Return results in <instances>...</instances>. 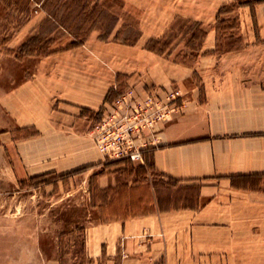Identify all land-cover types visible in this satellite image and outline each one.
<instances>
[{"label":"crops","instance_id":"crops-1","mask_svg":"<svg viewBox=\"0 0 264 264\" xmlns=\"http://www.w3.org/2000/svg\"><path fill=\"white\" fill-rule=\"evenodd\" d=\"M114 1L100 0L117 17L107 41L96 30L55 54L0 58V178L20 183L86 168L79 174L91 182L84 192L96 216L84 229L80 264H264V195L254 180L264 178V3L227 15L238 19L228 35L239 49L221 52L216 15L233 0L208 13L179 0H123L124 10ZM179 17L207 31L192 60L176 59L184 40L169 55L144 49ZM124 25L140 32L135 44L113 40ZM120 78L140 96L171 88L183 95L181 110L145 134L152 145L138 178L123 161L106 166L92 138ZM12 253L0 249V264H63L55 249Z\"/></svg>","mask_w":264,"mask_h":264},{"label":"rangeland","instance_id":"rangeland-1","mask_svg":"<svg viewBox=\"0 0 264 264\" xmlns=\"http://www.w3.org/2000/svg\"><path fill=\"white\" fill-rule=\"evenodd\" d=\"M134 1L143 7L154 0ZM179 1H182L186 8H198L200 13H208L209 10L212 11L224 0ZM87 2L92 4L88 3V9L79 14L81 5L78 7L73 2L64 7L63 2L59 0L50 2L36 0L30 7L29 21L23 29L20 28V25L23 24L25 15H22L16 7L7 9L0 3V58L9 56L19 60L5 49L16 50L21 45L24 36H28L34 27H36L34 34L42 31L39 25L46 17L45 10L56 12L55 18L60 24L52 22L51 25L45 23L41 26L43 28V34H40L41 38L49 36L47 32H52L50 38H53L54 41L51 46L48 44L41 45V53L65 46L70 39H73L70 32L72 34L81 33L83 37L85 33L89 35L90 32L96 30L102 35H107L110 31L113 32L117 23L114 26L115 21L111 15L113 13L109 11L110 9L103 7L98 0H86V4ZM112 3L116 4V0ZM123 4L124 1L120 0L121 9L124 8ZM137 8L141 7L137 6ZM227 15L222 18H232L227 17ZM61 24L67 31L59 26ZM118 28L120 29V26H117ZM136 32L138 30L134 27L125 26L120 37L132 40L138 35ZM230 32H227L226 38L229 37ZM179 40H183V37H178L176 41ZM181 53L187 55L185 61L194 58L188 49H184ZM15 72L18 73L19 71L15 70ZM128 89L129 86L123 81V78H120L116 91L124 93ZM143 161L147 163L145 160ZM123 162L126 163L125 168L137 178L143 174L139 169L140 167L145 169L143 163ZM113 163H118V161H104L106 166ZM256 182L260 192L264 195V178H260ZM88 185L91 186V182L80 174L49 175L41 179H28L20 183L11 182L7 178H0V249L14 251L12 255L15 258L18 250L38 248L46 257L55 249L61 256L63 264H80L84 229L90 221L95 220L96 216L90 208L87 194L84 192ZM75 256L77 258H74ZM23 259L28 260L29 256L23 257Z\"/></svg>","mask_w":264,"mask_h":264},{"label":"trees","instance_id":"trees-1","mask_svg":"<svg viewBox=\"0 0 264 264\" xmlns=\"http://www.w3.org/2000/svg\"><path fill=\"white\" fill-rule=\"evenodd\" d=\"M1 1L9 9L16 7L17 9H19L22 15H25L26 18L24 19L23 24L20 25V28H22L29 21V14L31 12L30 7L32 3L35 2L36 0H1ZM47 1L50 2L53 0H47ZM59 1L63 2L64 7L66 4L72 3V2L75 3V5H77L78 7L79 5H81V9H79L80 10L79 14H81L82 11H85L86 9H88V6H89L88 5L89 2H87L86 4V0H59ZM263 2H264L263 0H234V3L228 4V5L227 4L222 5L218 9L217 15H216V24H215V30H216L217 41H218L217 51H229L232 49L234 50L239 49V45H238L239 39H236L232 36H229L228 38H226L227 32L234 30L238 27V19L237 18H222V17L224 15L233 13L234 11H236L237 9L241 7H249L253 11L255 5L263 3ZM89 4H92V3H89ZM45 12H46V17L41 21L39 25L42 31L40 30L39 33L32 34L16 50H11V49L6 48L5 50L8 53H12L17 59L21 60L25 57H30V56H36V55L47 56V55L55 54V53L65 51V50H68L74 47H78L84 43V41L86 40L88 36V33H85L83 37L81 36L82 35L81 33L76 32V34L75 33L72 34L70 32V34L73 37V40L70 43L60 48H53L49 52L41 53V47H40L41 45L48 44L51 46V44L54 42L52 40L53 38H50V35L52 34V32H47V34L49 33V36L47 35L45 36V38H41L40 34H43V28H41V26L45 23H48L51 25L52 22L56 24H60L58 20H56L55 18L56 12H47L46 10ZM111 15L112 17H114V21H115L114 26H115V24L117 23V17L114 14H111ZM59 26L61 28H64L63 24ZM125 26L126 25L122 26V28H120L115 33L113 40L116 42L125 44V45H133L138 40V36L140 32L139 31L136 32L138 35H136V38L132 40L127 39V38L122 39L120 36L122 33V29ZM64 30L67 31V29L65 28ZM111 34H112V31H110L107 35L99 34L98 38L101 41H107ZM180 36L183 37V40L185 42V48L190 50L193 56L195 57L202 48V45L207 36V31L203 28L200 22L179 17V18H176V20L171 24L169 30L161 38L149 39L145 43L144 49L154 54L160 55V56L169 55L172 52V45L174 41H176V39ZM186 56H187L186 54L183 55L180 53L176 59L181 57L178 61L180 63H186V61L184 60ZM121 93L122 92H118L116 90L114 91L113 89H110V91L108 92L106 96V101L110 104L113 103ZM118 162H121V161H118ZM85 170L86 168H82V169H78V170H75L73 172H70L64 175H67V176L75 175ZM44 177L45 176L35 177V178H32V180L41 179ZM260 178L262 177L254 178V180H258ZM170 181H174V180L170 179Z\"/></svg>","mask_w":264,"mask_h":264},{"label":"built area","instance_id":"built-area-1","mask_svg":"<svg viewBox=\"0 0 264 264\" xmlns=\"http://www.w3.org/2000/svg\"><path fill=\"white\" fill-rule=\"evenodd\" d=\"M183 95L178 88L152 91L143 96L134 89L120 94L93 128L92 138L104 161L143 163V152L152 142L145 140L155 126L178 113Z\"/></svg>","mask_w":264,"mask_h":264}]
</instances>
